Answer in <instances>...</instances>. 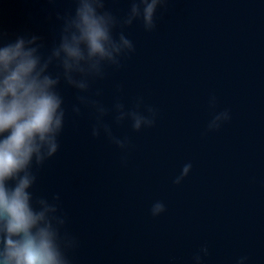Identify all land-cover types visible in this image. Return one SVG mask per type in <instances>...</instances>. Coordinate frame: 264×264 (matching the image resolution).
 <instances>
[{
	"label": "water",
	"instance_id": "95a60500",
	"mask_svg": "<svg viewBox=\"0 0 264 264\" xmlns=\"http://www.w3.org/2000/svg\"><path fill=\"white\" fill-rule=\"evenodd\" d=\"M107 6L123 16L129 3ZM73 7L71 0H0V29L50 45L56 14ZM125 34L135 52L92 83V93H102L93 98L111 108L117 97L129 107L143 97L158 109L156 125L134 132L105 118L115 135L129 137L122 163L120 149L91 136V109L72 113L77 93L62 82L60 150L37 172L35 194L60 195L79 241L73 264H192L204 244L203 264H234L241 255L264 264V0H168L153 32L137 21ZM225 108L231 120L206 133ZM189 162V175L174 185ZM157 200L166 212L154 218Z\"/></svg>",
	"mask_w": 264,
	"mask_h": 264
},
{
	"label": "clouds",
	"instance_id": "9594fccd",
	"mask_svg": "<svg viewBox=\"0 0 264 264\" xmlns=\"http://www.w3.org/2000/svg\"><path fill=\"white\" fill-rule=\"evenodd\" d=\"M71 3L73 9L56 14L50 45L36 34L11 38L0 29V264H73L71 253L79 247L67 229L60 195L49 198L34 191L38 170L60 150L67 116L62 82L77 93L72 113L79 116L82 107L91 109V136L103 135L120 149L122 163L127 162L129 137L115 135L105 118L111 115L117 126L130 123L134 132L157 122L158 109L143 97H136L130 107L117 97L109 108L93 98L102 93H92L91 86L105 79L108 68L119 70L123 59L135 52L125 29L139 21L145 32H153L157 11L168 0H128L123 16L107 6L110 0ZM208 102L214 109L217 97L210 96ZM231 118L228 108L214 112L206 133L218 131ZM191 169L190 162L184 164L172 183L180 185ZM149 211L159 217L166 205L154 201ZM208 255L204 244L192 264H203ZM234 264H249V257L241 255Z\"/></svg>",
	"mask_w": 264,
	"mask_h": 264
}]
</instances>
